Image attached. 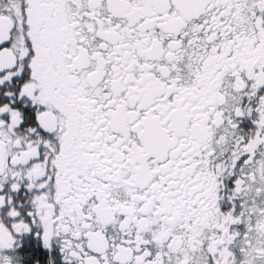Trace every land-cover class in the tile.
<instances>
[{"label": "snow or ice", "instance_id": "1", "mask_svg": "<svg viewBox=\"0 0 264 264\" xmlns=\"http://www.w3.org/2000/svg\"><path fill=\"white\" fill-rule=\"evenodd\" d=\"M0 264H264V0H0Z\"/></svg>", "mask_w": 264, "mask_h": 264}]
</instances>
